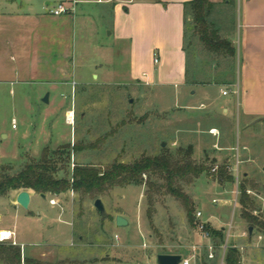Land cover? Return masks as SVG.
<instances>
[{
  "label": "rangeland",
  "instance_id": "1",
  "mask_svg": "<svg viewBox=\"0 0 264 264\" xmlns=\"http://www.w3.org/2000/svg\"><path fill=\"white\" fill-rule=\"evenodd\" d=\"M46 1L53 5V0H33L34 13L42 14ZM214 12H221L227 29L235 14L233 6L221 5ZM130 19L132 32L138 30L132 47L134 72H154L145 48L166 33L140 31L144 20L133 11ZM213 23L218 25L214 20ZM11 28L15 30L16 26ZM25 28L27 31L31 26L26 23ZM223 31L219 28L222 37ZM9 35L2 38L8 39L7 44L6 40L2 43L3 49L8 50L7 66L13 65L21 51H30L33 40L27 32L23 39L12 31ZM69 44L76 79L63 87V100L42 102L48 93L56 95L49 84L0 83V168L9 166L15 172L28 158L39 160L47 145L49 149L57 145L82 147L72 153L70 165L63 167L60 176L69 175L74 164H90L104 170L114 163L130 164L163 149L173 151L191 145L195 162L209 170L183 185L194 202V225L170 196L147 191L145 184H130L99 195L105 218L93 206L96 199L77 193L71 206L68 195L57 198L64 210L73 212L75 223L73 240L66 231L54 240L57 245L46 243L52 231L64 226L58 223L57 211L48 203L51 196H33L27 209L13 205L6 196L0 197V228L17 232V238L13 234L9 241L0 243L20 248V264L25 258L46 264H156V256L166 252L193 255L192 264H224L229 246L239 251L241 264H264V229L252 227L241 217L239 201L245 190L253 202L252 213L264 220V115H242L236 93L241 75L238 56L218 57L205 52L198 42H191L187 47V77L198 84L177 88L148 84L141 77L127 80L126 41L113 42L108 30L97 23L83 28L75 21ZM102 57L108 63L106 69L79 67L80 60L92 64ZM198 62L200 69L195 73ZM191 88L196 92L188 95ZM223 90L227 94L223 95ZM69 112L73 114L72 124L66 122ZM210 127L217 129L216 135L208 133ZM215 159L220 162L217 171L225 166V171L233 174L231 182H220L211 172ZM227 164L232 171L226 169ZM147 194L152 197L150 219ZM29 210L39 216L30 217ZM197 211L201 212L199 218ZM116 212L126 217V226L116 225ZM51 218L54 220L46 227L45 220ZM200 222L222 230L220 247L203 237L198 229ZM79 235L83 236L82 241ZM192 246H196L195 250Z\"/></svg>",
  "mask_w": 264,
  "mask_h": 264
},
{
  "label": "crops",
  "instance_id": "2",
  "mask_svg": "<svg viewBox=\"0 0 264 264\" xmlns=\"http://www.w3.org/2000/svg\"><path fill=\"white\" fill-rule=\"evenodd\" d=\"M32 1L0 0V83L17 81L20 83L49 84L56 95L53 97L50 95L52 93H48V102L43 103L49 104L52 98L63 100L60 96L64 91L63 87H67L69 83L76 79V73L72 66L73 56L70 50L69 37L74 22L78 21L83 28L91 23L101 25L103 29L108 30L109 37L115 43L126 41L128 45L126 50H128L129 55L127 80H132V77H141L148 84H157L163 87L173 85L177 88H186V86L198 84L194 81L192 83L186 81V55L183 51V4L190 0H53V5H49V1H46V7L43 8L44 12L42 14L34 13ZM15 2L18 4L17 7ZM210 2L214 5L211 20L217 22L218 25L214 24L218 31L219 28L224 30L223 38L229 40L234 47L235 56L233 58L237 56L239 58L241 75L236 90L240 98L242 115L244 117L253 114L264 115V0H227L226 2L223 0H210ZM60 3L69 6L70 11L58 16L51 15L48 9ZM221 5H232L235 10L230 24L226 25L227 29H224L225 25L222 24L221 12H214ZM24 6H26L25 10L22 9ZM132 11L141 15L144 20V28H141L140 31L145 33L146 30L152 34L154 31L156 33L157 31L166 33L164 37L149 42L145 48L154 72L141 70L140 73H135L132 67L133 38L136 37L138 31L132 32V23L130 22ZM26 23L31 26L27 31L25 28ZM50 23L63 28H56V25L51 26ZM11 25L16 26L15 30L11 28ZM10 31L22 39L27 32V35L32 37L33 40L31 41L30 51L27 53H24V50L21 51L20 54H17L18 56L13 65L7 66L5 60L9 58L8 50L3 49L2 43L6 40L7 44L8 39L2 38H8ZM97 49L99 53L102 51L99 46ZM154 56L157 57V63H154ZM78 62L80 68L91 66L95 69H106V65L108 66L105 58L92 64L84 60ZM195 92L194 88L187 91L188 95H193ZM199 106L203 108L204 104L200 103ZM212 130L215 132H212ZM207 131L211 135H216L218 132L213 127H210ZM61 146L64 145H57L55 148L50 149ZM215 146L216 143L213 144V147ZM44 148L49 149V146H44ZM219 163L216 160V166ZM227 165L231 166L230 164ZM231 175L233 174L231 173ZM15 192H10L6 197L11 199L13 205H18L16 203L18 192ZM28 192L30 194L29 208L32 197L39 194L32 191ZM65 195L70 197L68 202L72 206L73 193L68 192L60 196H51V198L56 197L57 205H49L51 209L57 211L58 223L64 225L52 231L50 238L47 239V242L45 241L52 245H57V241L54 240L65 234L66 231L71 240L74 238L73 212L64 210L57 200V198ZM46 196L50 195L46 194ZM51 198L49 197V199ZM28 215L32 218L39 216L32 210L28 211ZM115 216H122L126 219L117 212L113 218ZM139 218L140 215H137L135 218L137 222ZM52 220L54 219L45 220V226L49 227ZM2 230L13 232L14 237L17 238V232L14 229L0 228V232ZM82 240L83 236L79 235V241ZM164 254L181 255L180 252H167Z\"/></svg>",
  "mask_w": 264,
  "mask_h": 264
},
{
  "label": "trees",
  "instance_id": "3",
  "mask_svg": "<svg viewBox=\"0 0 264 264\" xmlns=\"http://www.w3.org/2000/svg\"><path fill=\"white\" fill-rule=\"evenodd\" d=\"M160 1V0H156ZM227 1V0H223ZM213 3L210 0H190L183 4L184 13V41L183 51L186 55V81L197 83L187 77V47L192 43H199L207 53L218 57L233 58L235 50L231 42L220 36L215 24L211 20ZM197 40V42H196ZM198 62L195 73L200 69ZM82 147L64 145L54 150L44 148L39 160L28 158L22 167L11 172L9 166L0 168V197L7 196L12 191H32L36 194L60 196L65 193L81 194L95 200L99 195L115 187L145 184L147 191H155L161 195H168L176 200L183 208L190 225L194 202L192 196L183 190L184 184H190L207 168L193 159V148H177L173 151L163 149L157 155L142 156L130 164L114 163L107 169L90 164H74L69 175L60 176L63 167L70 165L71 155ZM220 182H231L233 176L225 171V166L214 174ZM149 207L148 218H151L152 197L147 194ZM241 217L252 227L264 229V220L255 216L251 209L253 202L245 190L240 198ZM209 231V238L215 247L223 244L222 230H215L205 226ZM167 253V252H166ZM0 262L4 264H20L21 251L17 246L0 243ZM24 264H46L33 259H24ZM224 264H241L239 251L234 247H227Z\"/></svg>",
  "mask_w": 264,
  "mask_h": 264
},
{
  "label": "built area",
  "instance_id": "4",
  "mask_svg": "<svg viewBox=\"0 0 264 264\" xmlns=\"http://www.w3.org/2000/svg\"><path fill=\"white\" fill-rule=\"evenodd\" d=\"M70 9L71 8L69 6H67L65 3H60V4H57L53 7H50L48 9V11L51 15L58 16L61 14H66L68 11H70ZM157 61H158L157 57L154 56V63H157ZM236 93H237V91H236ZM222 94L225 95V94H227V92L223 90ZM66 122L68 124H72V122H73V114L72 113L67 114ZM12 127H14V125H12ZM217 169H218V166H214L211 168V172L216 173ZM226 169H228L229 171H232L231 166H229V165H226ZM236 180H237V172H236ZM55 199H56V197H52L51 199H49V204L50 205H57V201ZM212 202H216V200H213ZM195 215L197 218H199L201 216V212L197 211ZM198 229L202 232L204 238H207V239L209 238V236H210L209 231L205 228V224L203 222H200L198 224ZM8 233H9L8 236H3L2 232H0V242L9 241L12 238L13 232L8 231ZM195 248H196V246H192V250H195ZM193 257H194L193 255L190 257H182L180 264H192ZM210 257H212L211 253H210Z\"/></svg>",
  "mask_w": 264,
  "mask_h": 264
},
{
  "label": "water",
  "instance_id": "5",
  "mask_svg": "<svg viewBox=\"0 0 264 264\" xmlns=\"http://www.w3.org/2000/svg\"><path fill=\"white\" fill-rule=\"evenodd\" d=\"M48 96L46 95L42 102L47 103L48 102ZM40 197L45 198L44 194H39ZM30 202V194L26 190H20L18 191L16 195V203L21 206L24 209L28 208V204ZM94 208L97 210V212L100 214L101 217L105 218L106 213L104 211V206L102 204V201L98 198L94 201L93 204ZM116 225L119 227L126 226L127 220L123 218L122 216H116L115 218ZM182 260V256L178 254H159L156 256V264H180Z\"/></svg>",
  "mask_w": 264,
  "mask_h": 264
},
{
  "label": "bare ground",
  "instance_id": "6",
  "mask_svg": "<svg viewBox=\"0 0 264 264\" xmlns=\"http://www.w3.org/2000/svg\"><path fill=\"white\" fill-rule=\"evenodd\" d=\"M71 113H72V112H69V114H71ZM212 132H215V131L212 130ZM1 232H2V235H3V236H8V235H9V233H8L7 230H2Z\"/></svg>",
  "mask_w": 264,
  "mask_h": 264
}]
</instances>
